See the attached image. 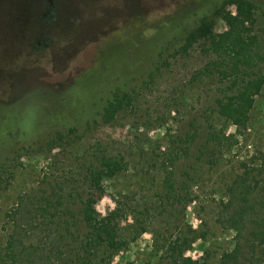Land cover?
<instances>
[{"label": "rangeland", "instance_id": "obj_1", "mask_svg": "<svg viewBox=\"0 0 264 264\" xmlns=\"http://www.w3.org/2000/svg\"><path fill=\"white\" fill-rule=\"evenodd\" d=\"M46 1L0 0V171L4 172L0 184V264L10 253L6 246L13 225L19 227L26 247L39 249V259L31 264H64L54 257L51 262L46 258L56 243L54 232L32 215L21 218L26 203L53 196L59 184L75 198L71 225L85 234L72 247L85 241L86 229L79 214L80 199L88 192L82 186L88 163L84 158L95 146L124 163L120 175L103 182L104 193L94 208L99 218L118 210L120 235L127 245L109 261L101 263L99 256L100 264H174L171 252L162 245L178 237L195 241L184 253L185 259L215 264L233 245V234L216 222L218 206L242 163L252 161L255 152L264 151V86L247 128L242 129L225 122L216 111L220 90L230 81L221 77L198 79V72L214 57L209 43L200 38L201 21L205 17L212 20L213 37L229 31V26L215 10L210 11L212 7L199 17H191V7L199 0ZM219 1L221 5L225 0ZM254 1L264 6V0ZM225 13L235 18L236 6H227ZM166 15L180 16L181 25L168 41L157 46L148 63L138 66L140 77L129 88L133 93L130 104L125 102L110 118L106 110L111 96L106 94L90 111V120L66 128L52 126L61 121L59 117H80L89 104L85 91L75 83L66 90L64 86L87 68L101 44L112 49L114 44L101 42L104 38ZM246 19L248 24L241 29L248 27L250 36L256 38L263 57L259 68L264 73V17L256 13L253 20ZM125 43L130 45L131 39ZM112 54L114 59L100 57L88 74L96 71L99 75L104 65L115 64L118 53ZM128 58L132 59L130 53ZM95 73L89 75L87 85H92ZM67 130H74L71 147H65L67 137L56 136L57 131L67 134ZM212 134L228 140L217 147L208 140ZM48 136L52 145L45 147L43 138ZM180 137H187L185 155H179L175 167L179 181L184 182L183 200L176 210L167 208L159 214L161 165L165 162L167 166L173 141ZM75 189L81 191V197ZM21 201L26 203L20 205Z\"/></svg>", "mask_w": 264, "mask_h": 264}, {"label": "trees", "instance_id": "obj_2", "mask_svg": "<svg viewBox=\"0 0 264 264\" xmlns=\"http://www.w3.org/2000/svg\"><path fill=\"white\" fill-rule=\"evenodd\" d=\"M219 2V0L195 1L190 10L191 17H199L202 12L212 7L210 11L215 10V14L230 28L229 31L213 37L212 20L205 17L201 21L199 26L200 38L205 43H209V50H211L215 60L212 58L198 72V79L199 77L213 79L221 77L223 80L230 81V85L220 90L221 97L216 101V111L225 122L246 129L256 98L264 86V73L259 68V65L263 63V57L259 52L256 38L250 36L248 27L241 28L248 24L246 18L253 20L256 13L264 17V6L254 0H225L221 5ZM46 3L51 4V0H47ZM229 5H235L237 8L235 18L225 13V8ZM179 17L166 15L151 23H138L132 29L118 31L111 37L104 38L101 42L114 44L112 49L104 48L101 44L92 54L93 59L87 66L89 68H84L78 77L64 86V90H66L67 87L69 88L75 83V87L85 91L86 100H90L89 104L83 109L80 117L72 119L59 117L58 119L61 121H57L52 126L57 129L62 126V128H66L90 120L93 115L90 111L94 110L93 107H95L98 99L106 94L111 96L106 110L110 118L122 108L125 102L130 104L133 93L129 88L140 77L137 73L138 66L144 61L148 63L154 53L157 52L159 48L157 46L168 41L169 36L180 27L182 19ZM127 38L131 39L130 45L125 43ZM132 48L135 49L133 52L131 51ZM112 53H118L115 64L112 66L104 65L100 69L99 75L93 69L95 78L92 81H94L92 85H87V80H90L88 79L89 75L94 74H88L87 71L102 56L107 59H114ZM128 53L131 54L132 59L128 58ZM147 56L148 58H146ZM66 132L67 134H62V132L57 131L55 134L61 136V139L64 136L67 137L68 141L65 147H71L75 142L72 137L74 130H67ZM47 138L42 139L45 147L52 145V138L49 141ZM208 140L216 144L217 147H222L228 139L212 134L209 135ZM186 141L187 137H180L173 141L175 146L170 149L166 159L167 166L165 162L161 165L163 167L161 168L163 181L160 186L163 191V199L157 208L159 214L167 211V208L176 210L177 205L183 200L184 182L179 181L175 167L179 155H185L183 144ZM25 143L29 144L27 140ZM92 156L94 159L89 160ZM84 160L88 163L83 169L84 185L82 186L88 189V192L84 194L86 197L83 198L79 189L74 191L77 196L81 197L79 214L83 228L86 229L85 241L80 246L72 247L79 239L78 237L85 234L78 226H72L69 220V216L75 215L72 211V203L75 198L72 195H67L65 187L61 184L55 188L58 191L55 190L53 196L48 195L40 202H20V205L26 203L21 211L22 219L32 215L41 226H46V229L50 228V231L54 232L57 238L56 243L49 249L46 257H49L50 262L54 257L57 262H64V264H100L97 260L99 256L102 257L101 263L105 262L107 258L109 261L112 256L122 251L127 245L120 235L118 210L105 218H99L94 208L95 202L104 193L103 182L120 175L124 171L123 160L108 156L98 146L87 151ZM3 174V169H1L0 184ZM225 194V199L220 202L217 209L216 222L222 229L233 234V245L229 251L220 255L215 264H264V151L255 152L252 161L242 163L240 173L234 176L226 188ZM12 229L6 246V252L9 250L10 253L3 264H31L30 262L39 259V249L24 245L23 235H20L17 225H13ZM144 232L141 231V233ZM138 235L139 233L136 236ZM193 242H195L193 238L178 237L173 242L162 245V247L167 250L166 252H171L170 260H173L174 264L179 262L182 264H211L205 260L202 263L191 262L183 257L184 253L190 250ZM157 244L160 245V241Z\"/></svg>", "mask_w": 264, "mask_h": 264}]
</instances>
